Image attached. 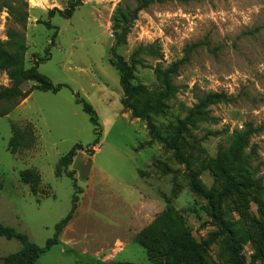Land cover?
<instances>
[{
	"label": "rangeland",
	"instance_id": "obj_1",
	"mask_svg": "<svg viewBox=\"0 0 264 264\" xmlns=\"http://www.w3.org/2000/svg\"><path fill=\"white\" fill-rule=\"evenodd\" d=\"M81 1L67 19L49 18V11L66 9L71 0H0V41L23 38L28 69L50 48L38 71L65 85L57 94L35 90L0 117V224L45 246L75 192L60 160L81 145L68 168L81 189L77 209L59 243L37 264H160L158 245L149 254L143 241L169 210L178 212L196 242L210 243L207 264H231L227 238L214 226L207 202L192 191L189 173H197L208 191H219L213 160L235 132L252 124L258 130L251 139L253 165L264 183V0H167L136 13L139 0ZM116 56L133 66V84L150 93L164 92L162 77L170 79L171 95L152 115L165 139L177 134L178 122L201 98L219 93L230 99L207 107V119L182 133L190 169L123 107ZM8 86L0 70V87ZM77 98L92 107L97 127ZM14 130L21 133L15 149ZM243 202L245 214L258 218L251 199L225 203V218L240 230ZM21 249L19 241L0 237V264ZM256 254L248 239L245 261L252 263ZM254 262L264 264V258Z\"/></svg>",
	"mask_w": 264,
	"mask_h": 264
},
{
	"label": "trees",
	"instance_id": "obj_2",
	"mask_svg": "<svg viewBox=\"0 0 264 264\" xmlns=\"http://www.w3.org/2000/svg\"><path fill=\"white\" fill-rule=\"evenodd\" d=\"M167 0H139V5L135 13L155 3H163ZM185 1V0H180ZM82 4L81 0H71L64 10L54 8L49 11V18L59 14L62 17L70 18L75 8ZM49 29L53 28L47 23ZM55 32L52 36V43L56 38ZM26 45L24 39L18 41H0V70L8 76L11 86L0 87V117L9 115L21 101L25 100L33 91L51 92L57 94L65 85H55L48 77L38 71L40 63L46 62L50 58V48L46 49V57L38 59L31 68L25 67ZM115 66L121 74L120 85L123 90L122 105L131 110L134 118L145 120L151 140L162 142L174 153V158L179 164H185L190 169L188 157L181 153L180 140L187 125L202 122L207 119L206 108L219 102H229L226 95L215 93L209 94L199 100L192 109L188 111L187 117L178 122V132L172 139H165L157 132V127L152 120V115H158L162 111L163 101L171 95V81L162 77L165 91L162 93H150L144 86L134 85V69L122 57H115ZM33 82L30 90H22L23 84ZM76 102L82 104L83 110L90 116L91 123L97 127V117L92 107L82 99L77 98ZM98 134L97 129L95 130ZM258 133L252 124H246L242 131L232 135V142L228 149L220 152L213 160L212 171L215 181L220 187L219 191L207 190L199 180L197 173H189L190 186L192 191L204 199L208 204V213L220 232L227 238L231 264H255V259L264 258V183L257 177L256 168L253 165L250 149L252 137ZM14 138L10 142L13 149L21 145V133L14 130ZM79 150H83L81 145L74 146L60 160V166L66 168V175L74 182L75 192L72 198V206L68 215L55 225V234L46 241L45 246L40 247L31 242L27 235L16 231L14 228L0 224V237L7 240H17L22 244V249L5 259L6 264H37L42 254L59 243V236L63 229L72 220L79 202L78 194L81 189L76 183L74 172L68 168ZM250 151V152H248ZM92 152V151H89ZM246 201L251 199L258 208V218L249 217L245 214L243 204L238 205L239 211L244 219L245 229H238L231 221L225 218V203L230 199ZM167 221H163V220ZM154 232L146 235L140 234L139 240L145 237V247L151 253V246L158 245L160 254V264H207L209 256V242H196L190 235L188 229L178 216V212L169 210L166 215L158 218L148 231ZM250 240L256 248V256L252 263H247L243 256L244 244ZM147 241V243H146Z\"/></svg>",
	"mask_w": 264,
	"mask_h": 264
},
{
	"label": "bare ground",
	"instance_id": "obj_3",
	"mask_svg": "<svg viewBox=\"0 0 264 264\" xmlns=\"http://www.w3.org/2000/svg\"><path fill=\"white\" fill-rule=\"evenodd\" d=\"M32 3H33L32 5H33L34 7H37V6H38L37 3H36L35 1L32 2Z\"/></svg>",
	"mask_w": 264,
	"mask_h": 264
}]
</instances>
